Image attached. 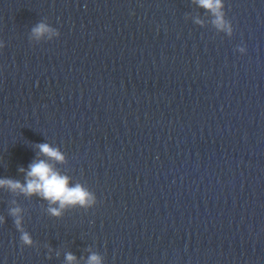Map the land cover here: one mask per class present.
<instances>
[{"label": "clouds", "instance_id": "9594fccd", "mask_svg": "<svg viewBox=\"0 0 264 264\" xmlns=\"http://www.w3.org/2000/svg\"><path fill=\"white\" fill-rule=\"evenodd\" d=\"M191 3L203 9L207 20L200 15L192 17L193 22L201 27L211 25L217 33H224L231 37L234 28L225 11V0H191ZM189 16L186 15V19ZM60 36L57 28L51 26L47 18L42 19L31 27L29 40L35 44L42 41H52ZM5 44L0 40V49ZM239 53H246V46L238 45ZM39 149L37 158L25 169L20 167L18 171L24 175L23 182L19 179L0 178V190H4L13 196L10 200L8 215L13 219L16 230L20 233L21 247H37L31 234L24 227L25 209L20 206L16 197L23 196L26 199L37 197L47 203L46 213L53 218H61L65 212L73 209L88 211L97 203L96 194L81 182L71 183V177L61 173L56 164L68 162L66 153L60 147L49 143L34 145ZM43 157V158H42ZM5 222V217L0 215V224ZM52 249L48 246V252ZM87 257H81L84 264H104V257L91 248L87 249ZM59 256V252H57ZM49 258L50 255H49ZM65 264H80L77 256L72 252L64 253Z\"/></svg>", "mask_w": 264, "mask_h": 264}]
</instances>
